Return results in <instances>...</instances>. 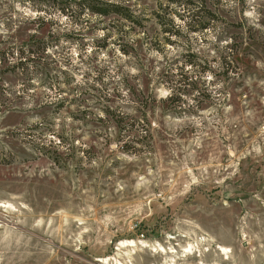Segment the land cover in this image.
I'll use <instances>...</instances> for the list:
<instances>
[{
    "label": "rangeland",
    "instance_id": "374dc122",
    "mask_svg": "<svg viewBox=\"0 0 264 264\" xmlns=\"http://www.w3.org/2000/svg\"><path fill=\"white\" fill-rule=\"evenodd\" d=\"M101 1L0 0V264H264V0Z\"/></svg>",
    "mask_w": 264,
    "mask_h": 264
},
{
    "label": "trees",
    "instance_id": "16d2710c",
    "mask_svg": "<svg viewBox=\"0 0 264 264\" xmlns=\"http://www.w3.org/2000/svg\"><path fill=\"white\" fill-rule=\"evenodd\" d=\"M82 8L84 11H87L88 13L98 15V16H107L110 14H116L121 15L126 20H132V15L129 12V10L125 7H119L114 4H107L106 7H104V2L101 0H82L81 2ZM208 14H210L207 11ZM165 32V31H164ZM35 49H33V46ZM41 47H40V45ZM46 51V45L42 41H37L34 39H30L28 44L26 46L22 47H11L8 49V53L11 58L17 59V62L14 63L13 68H20L21 63L27 62V60L33 55L38 53H45ZM30 60V59H29ZM233 64V69L230 71V75H236L237 74V66L234 64V61L231 60V62H226L225 59H222L221 65H220V74L224 78H228L229 72L226 69V66H229V64ZM20 64V66L18 65ZM18 65V66H17ZM191 90H197V80L192 81L191 83H188L186 85ZM174 100V99H172ZM180 103V102H179ZM65 104L63 105V102L58 106V110L63 108ZM181 108V107H180ZM195 108H197V105H195ZM125 117H117L115 120V123L117 125V128L119 132H122L121 136H123L124 133L136 131L140 133L141 139H150V133L149 130L146 127V123L144 120L141 121H131L130 123H127ZM121 149L126 153H135L138 151V149L130 144V142L124 141L122 142Z\"/></svg>",
    "mask_w": 264,
    "mask_h": 264
},
{
    "label": "bare ground",
    "instance_id": "6f19581e",
    "mask_svg": "<svg viewBox=\"0 0 264 264\" xmlns=\"http://www.w3.org/2000/svg\"><path fill=\"white\" fill-rule=\"evenodd\" d=\"M222 250H223V249H222ZM224 251H225V250H224ZM224 251H222V253H225V252H226V251H225V252H224Z\"/></svg>",
    "mask_w": 264,
    "mask_h": 264
}]
</instances>
